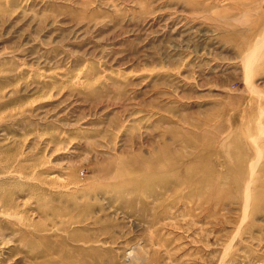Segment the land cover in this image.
Listing matches in <instances>:
<instances>
[{"label": "rangeland", "instance_id": "rangeland-1", "mask_svg": "<svg viewBox=\"0 0 264 264\" xmlns=\"http://www.w3.org/2000/svg\"><path fill=\"white\" fill-rule=\"evenodd\" d=\"M0 264H264V0H0Z\"/></svg>", "mask_w": 264, "mask_h": 264}, {"label": "bare ground", "instance_id": "bare-ground-1", "mask_svg": "<svg viewBox=\"0 0 264 264\" xmlns=\"http://www.w3.org/2000/svg\"><path fill=\"white\" fill-rule=\"evenodd\" d=\"M251 58V57H250ZM258 58H259V55H258ZM253 61H254V59H253ZM256 63V62H255ZM254 128V127H253ZM255 130V129H254ZM256 131V130H255ZM258 161V160H257ZM254 164V163H253ZM257 165V164H256ZM252 167H255V165L253 166V165H251ZM246 183H249V182H246ZM71 186V185H70ZM247 186V185H246ZM76 187V186H75ZM246 198H245V202L243 203L244 205H245V207L243 206V208H245V210L247 209L246 207H247V203L249 202V195H250V191H249V188H247L246 187ZM249 206V205H248ZM249 208V207H248ZM10 210V209H9ZM202 210H204V209H202ZM244 211V210H243ZM247 211V210H246ZM12 213V212H11ZM243 219V218H242ZM243 223V222H242ZM31 227V226H30ZM129 257L132 259V260H135V257L133 256V254H132V251H130L129 252Z\"/></svg>", "mask_w": 264, "mask_h": 264}]
</instances>
